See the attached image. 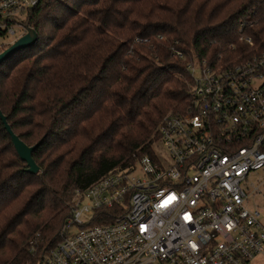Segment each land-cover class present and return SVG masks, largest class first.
I'll return each instance as SVG.
<instances>
[{"label":"trees","instance_id":"1","mask_svg":"<svg viewBox=\"0 0 264 264\" xmlns=\"http://www.w3.org/2000/svg\"><path fill=\"white\" fill-rule=\"evenodd\" d=\"M65 1L29 8L22 23L37 42L0 65V108L38 144L40 167L28 171L0 117V264L34 260L60 240L76 189L159 157L162 120L189 97L188 62L245 59L243 35L264 46V0ZM125 209L104 208L94 222Z\"/></svg>","mask_w":264,"mask_h":264},{"label":"built area","instance_id":"2","mask_svg":"<svg viewBox=\"0 0 264 264\" xmlns=\"http://www.w3.org/2000/svg\"><path fill=\"white\" fill-rule=\"evenodd\" d=\"M41 1L0 0V35L25 34L23 15ZM243 38L245 59L188 62V100L159 126L168 161L143 155L76 189L60 240L13 264H264V212L248 205L264 191L251 176L264 170V46ZM119 204L113 222H94Z\"/></svg>","mask_w":264,"mask_h":264},{"label":"water","instance_id":"3","mask_svg":"<svg viewBox=\"0 0 264 264\" xmlns=\"http://www.w3.org/2000/svg\"><path fill=\"white\" fill-rule=\"evenodd\" d=\"M26 33L20 36L17 40H15L11 45L5 48L2 52H0V65L11 55L16 53L17 51L30 47L34 45L38 40V33L37 31L30 26H26ZM0 117L5 125V128L8 130L9 134L12 137L14 145L18 151L20 157L27 162L28 164V171L31 173H38L40 171V167L36 163L35 159L33 158L32 154L38 144L35 145H28L24 142L12 129L10 126L6 115L3 114L0 108Z\"/></svg>","mask_w":264,"mask_h":264},{"label":"rangeland","instance_id":"4","mask_svg":"<svg viewBox=\"0 0 264 264\" xmlns=\"http://www.w3.org/2000/svg\"><path fill=\"white\" fill-rule=\"evenodd\" d=\"M59 2H61L62 4L64 5H67L66 1L65 0H57ZM21 33V31H18V35ZM15 41V36H4V35H0V46L2 44H9L10 42H13ZM9 46V45H7ZM130 53H132V44H130ZM135 48V47H134ZM141 52H143V50H141ZM159 157L168 161L169 157H168V152L166 150V147L163 145V143H161L160 147H159ZM251 176L253 178H263L264 177V170L261 169V170H258V171H255L253 173H251ZM249 207L251 208H254L256 206H258L263 212H264V191H263V194H256L255 196H250L249 198V203H248ZM263 260H259V262H262Z\"/></svg>","mask_w":264,"mask_h":264}]
</instances>
